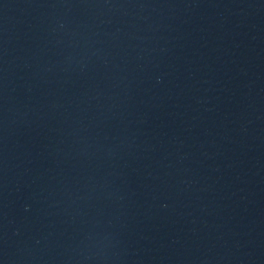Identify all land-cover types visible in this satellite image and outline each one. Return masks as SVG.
Wrapping results in <instances>:
<instances>
[{"label":"water","instance_id":"95a60500","mask_svg":"<svg viewBox=\"0 0 264 264\" xmlns=\"http://www.w3.org/2000/svg\"><path fill=\"white\" fill-rule=\"evenodd\" d=\"M0 264H264V0H0Z\"/></svg>","mask_w":264,"mask_h":264}]
</instances>
